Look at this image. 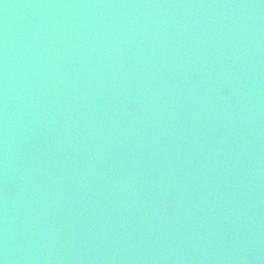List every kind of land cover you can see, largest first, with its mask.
Listing matches in <instances>:
<instances>
[{
  "label": "water",
  "instance_id": "1",
  "mask_svg": "<svg viewBox=\"0 0 264 264\" xmlns=\"http://www.w3.org/2000/svg\"><path fill=\"white\" fill-rule=\"evenodd\" d=\"M0 264H264V0H0Z\"/></svg>",
  "mask_w": 264,
  "mask_h": 264
}]
</instances>
